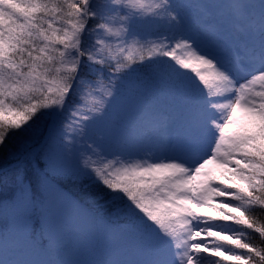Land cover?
<instances>
[{
    "label": "snow or ice",
    "instance_id": "6c2138e0",
    "mask_svg": "<svg viewBox=\"0 0 264 264\" xmlns=\"http://www.w3.org/2000/svg\"><path fill=\"white\" fill-rule=\"evenodd\" d=\"M0 162V264H264V0H0Z\"/></svg>",
    "mask_w": 264,
    "mask_h": 264
},
{
    "label": "trees",
    "instance_id": "16d2710c",
    "mask_svg": "<svg viewBox=\"0 0 264 264\" xmlns=\"http://www.w3.org/2000/svg\"><path fill=\"white\" fill-rule=\"evenodd\" d=\"M209 2H214V3H223L226 2V0H209ZM148 157V152H146L143 156H138L134 159H132L131 161L129 160H121V163L116 165L117 167L123 166V165H127L129 163H133L135 164V161H141L144 158ZM106 163H110L111 161H105ZM2 163V162H0ZM7 163H11L10 161H8ZM69 190L72 191L75 195H77L78 197L82 198V199H87L89 197H95L96 195L102 196L104 200H107L109 198V193L103 189L102 187L99 188H95V189H89V188H85L82 185H69ZM2 196V192L0 194V197ZM101 201H97V203L99 204ZM243 211V210H242ZM245 218H248L250 220H253L256 223V226L259 227L260 225L264 224V208L260 207V206H254L253 209L250 212H245L244 213ZM229 226L225 225L222 228H217L215 229L216 231H224L228 228ZM235 227H239V226H235ZM229 234L231 235V232H229ZM246 236L254 241L257 245L259 244V234H253L252 230H248V232L246 233ZM202 258V262L201 264H213V258H209L206 256H201ZM54 260L59 261V253H56L55 256L53 257Z\"/></svg>",
    "mask_w": 264,
    "mask_h": 264
},
{
    "label": "rangeland",
    "instance_id": "374dc122",
    "mask_svg": "<svg viewBox=\"0 0 264 264\" xmlns=\"http://www.w3.org/2000/svg\"><path fill=\"white\" fill-rule=\"evenodd\" d=\"M141 2L145 3V4H151L154 2V0H141ZM128 54H131L133 57H137L139 56V51H138V46H132L129 48V53ZM94 98L93 97H87V101L90 103ZM95 159V157L93 158ZM154 162H158V161H155L153 159L150 158V153H148V157L147 158H144L142 159L141 161H138L136 162L135 161V164L136 163H142V164H148V163H154ZM125 166V165H123ZM2 192V196L1 197H4V196H7L10 194V189L9 187H6L4 184H0V194ZM71 250H72V246H71V241L68 242V247L61 251H59V259H63L64 258V255L65 256H70L71 255ZM202 262V258L201 256L199 258H194V264H201Z\"/></svg>",
    "mask_w": 264,
    "mask_h": 264
}]
</instances>
